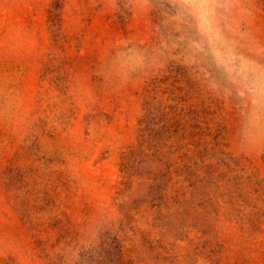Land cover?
Wrapping results in <instances>:
<instances>
[{"label": "rangeland", "instance_id": "1", "mask_svg": "<svg viewBox=\"0 0 264 264\" xmlns=\"http://www.w3.org/2000/svg\"><path fill=\"white\" fill-rule=\"evenodd\" d=\"M0 264H264V0H0Z\"/></svg>", "mask_w": 264, "mask_h": 264}]
</instances>
